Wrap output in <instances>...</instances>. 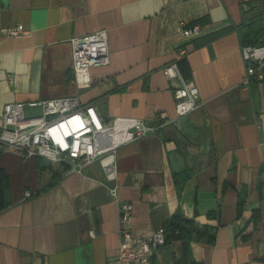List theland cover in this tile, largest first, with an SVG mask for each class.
Returning a JSON list of instances; mask_svg holds the SVG:
<instances>
[{"label":"crops","instance_id":"obj_1","mask_svg":"<svg viewBox=\"0 0 264 264\" xmlns=\"http://www.w3.org/2000/svg\"><path fill=\"white\" fill-rule=\"evenodd\" d=\"M263 10L264 0H0V113L75 96L104 119L155 127L116 150L112 177L99 161L70 167L2 148L0 264H110L123 228L148 238L176 211L196 223L189 246L172 240L141 264H264V87L241 83L238 39ZM17 24L27 33L8 36ZM193 25L200 33L184 37ZM100 29L109 63L78 88L71 39ZM177 47L199 95L182 116L178 82L162 74ZM121 202L132 204L127 223Z\"/></svg>","mask_w":264,"mask_h":264},{"label":"built area","instance_id":"obj_2","mask_svg":"<svg viewBox=\"0 0 264 264\" xmlns=\"http://www.w3.org/2000/svg\"><path fill=\"white\" fill-rule=\"evenodd\" d=\"M181 32L184 37H190L199 34L200 27H184ZM26 33L21 24L6 31L11 37ZM241 51L245 62L241 83L248 85L254 79L264 87V47L246 46ZM185 54L184 47H177L173 60L162 68L166 79L178 82L173 91L177 116L189 113L199 103L195 83L180 76L177 62ZM71 59L73 83L78 88L88 87L91 68L109 63L107 31L100 29L72 38ZM156 117L161 119L163 115L157 114ZM154 131L155 127L147 126L135 117L104 119L95 104L80 105L75 96L8 102L0 113L1 149H13L25 156L38 155L70 167L99 161L109 177L114 174L116 150ZM118 212L120 220L127 223L131 217L132 204L121 202ZM90 234H93L92 230ZM163 244L162 229L154 231L148 238H141L123 228L117 253L110 264L147 263L153 248Z\"/></svg>","mask_w":264,"mask_h":264},{"label":"trees","instance_id":"obj_3","mask_svg":"<svg viewBox=\"0 0 264 264\" xmlns=\"http://www.w3.org/2000/svg\"><path fill=\"white\" fill-rule=\"evenodd\" d=\"M264 10L259 12L253 20L238 28V39L241 48L264 47ZM1 150V148H0ZM180 194V186H177ZM164 243L172 240H180L185 246H189L192 236L196 231V223L193 220L184 219L179 211H176L162 227ZM194 264V263H191Z\"/></svg>","mask_w":264,"mask_h":264}]
</instances>
